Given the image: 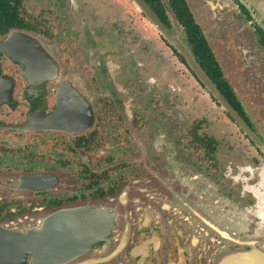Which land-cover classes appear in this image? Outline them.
Masks as SVG:
<instances>
[{"label": "flooded vegetation", "instance_id": "flooded-vegetation-1", "mask_svg": "<svg viewBox=\"0 0 264 264\" xmlns=\"http://www.w3.org/2000/svg\"><path fill=\"white\" fill-rule=\"evenodd\" d=\"M142 1L210 89L131 0H0V45L50 54L27 73L0 46V225L66 212L43 264L264 255V24L244 0Z\"/></svg>", "mask_w": 264, "mask_h": 264}, {"label": "water", "instance_id": "water-1", "mask_svg": "<svg viewBox=\"0 0 264 264\" xmlns=\"http://www.w3.org/2000/svg\"><path fill=\"white\" fill-rule=\"evenodd\" d=\"M137 10L142 12L146 18L152 23L154 29L161 34L184 58L191 70L205 83L201 71L196 65L189 49L184 43L173 36L164 26L158 22L153 12L142 0H131ZM247 6L258 16L264 24V0H244ZM5 51H8V56L16 60L18 63L28 67L27 73L36 72L33 69L34 59L40 58L41 64L46 63L50 55L47 49H44L41 42L30 35L29 33H12L8 34L0 45ZM47 64V63H46ZM30 68V69H29ZM25 72V73H26ZM259 148L264 153V144L259 145ZM66 212L51 213L40 218V223L31 224L29 226L22 225L19 229L11 230L5 225H0V264H43L41 257L49 255L47 251L57 249L54 243L58 239H49L40 241V236L43 231L47 232L49 227H64L62 220H67ZM65 224V223H64ZM72 228H79L80 224H71ZM58 232V231H56ZM79 229L74 230L73 234L81 233ZM238 261L234 264H264V255L260 253H248L247 256H239Z\"/></svg>", "mask_w": 264, "mask_h": 264}, {"label": "rangeland", "instance_id": "rangeland-1", "mask_svg": "<svg viewBox=\"0 0 264 264\" xmlns=\"http://www.w3.org/2000/svg\"><path fill=\"white\" fill-rule=\"evenodd\" d=\"M31 4L30 3H26V4H24L23 5V9H24V11L27 13V14H30L31 13V11H30V6ZM31 35V34H30Z\"/></svg>", "mask_w": 264, "mask_h": 264}]
</instances>
